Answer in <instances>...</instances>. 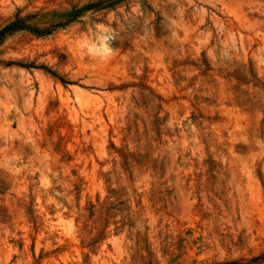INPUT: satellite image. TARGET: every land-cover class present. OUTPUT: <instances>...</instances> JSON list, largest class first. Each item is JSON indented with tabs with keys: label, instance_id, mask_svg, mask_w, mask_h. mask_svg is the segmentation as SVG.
<instances>
[{
	"label": "rangeland",
	"instance_id": "374dc122",
	"mask_svg": "<svg viewBox=\"0 0 264 264\" xmlns=\"http://www.w3.org/2000/svg\"><path fill=\"white\" fill-rule=\"evenodd\" d=\"M14 20L0 264H264V0H0Z\"/></svg>",
	"mask_w": 264,
	"mask_h": 264
},
{
	"label": "clouds",
	"instance_id": "9594fccd",
	"mask_svg": "<svg viewBox=\"0 0 264 264\" xmlns=\"http://www.w3.org/2000/svg\"><path fill=\"white\" fill-rule=\"evenodd\" d=\"M114 37L115 31L110 25L93 23L91 31L83 33L75 41V46L80 55L106 62L111 58L114 51L111 46Z\"/></svg>",
	"mask_w": 264,
	"mask_h": 264
},
{
	"label": "trees",
	"instance_id": "16d2710c",
	"mask_svg": "<svg viewBox=\"0 0 264 264\" xmlns=\"http://www.w3.org/2000/svg\"><path fill=\"white\" fill-rule=\"evenodd\" d=\"M22 27H24V25L21 21L19 20L11 21L0 30V35H3L7 31H13Z\"/></svg>",
	"mask_w": 264,
	"mask_h": 264
}]
</instances>
